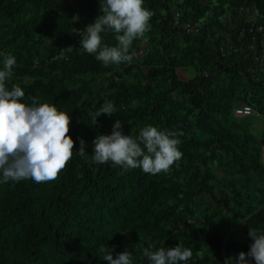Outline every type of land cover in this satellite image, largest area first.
<instances>
[{
    "label": "trees",
    "instance_id": "16d2710c",
    "mask_svg": "<svg viewBox=\"0 0 264 264\" xmlns=\"http://www.w3.org/2000/svg\"><path fill=\"white\" fill-rule=\"evenodd\" d=\"M104 3L0 0V70L16 58L6 87L68 113L74 141L57 179L0 183V264H108L101 246L151 264L144 249L177 245L193 252L181 264H235L249 229L264 231V137L253 126L264 121V0H144L154 15L133 61L107 67L79 33ZM115 35L106 28L102 44L116 46ZM106 101L116 111L94 124ZM242 103L254 113L236 115ZM117 119L133 138L148 125L182 131V158L155 175L92 162V141Z\"/></svg>",
    "mask_w": 264,
    "mask_h": 264
},
{
    "label": "clouds",
    "instance_id": "9594fccd",
    "mask_svg": "<svg viewBox=\"0 0 264 264\" xmlns=\"http://www.w3.org/2000/svg\"><path fill=\"white\" fill-rule=\"evenodd\" d=\"M144 0H105L100 5L101 15L79 32L80 46L88 54L107 67L110 64H130L135 53L129 54L133 41L144 37L150 30L149 21L154 13L146 9ZM114 32L116 46L102 44L101 33L105 29ZM73 51V46L64 48ZM0 70V183L19 182L31 179L36 183L53 181L64 170L73 155L74 141L68 135L70 116L59 111L52 103H37L35 98L30 104L22 102L25 96L20 86L13 84L11 89L6 82L13 75L16 58L8 54ZM133 108L137 106L132 102ZM116 108L113 102L106 101L96 112L91 113L94 124L97 117L105 114L113 116ZM182 131L158 130L148 125L141 129L139 136L133 138L123 134L120 120L112 126L110 135H99L92 141V162L122 166L125 169L141 168L145 173L168 172L170 167L182 158L178 146ZM79 139L77 154L85 156V141ZM146 150V151H145ZM248 235L253 243L249 251L240 252L235 264H264V231L249 229ZM103 259L108 264H132V254L123 251L113 258L114 249L101 246ZM144 256L151 264H181L190 260V248L177 245L172 248L161 247L156 251L144 249ZM246 256L251 258L246 259Z\"/></svg>",
    "mask_w": 264,
    "mask_h": 264
},
{
    "label": "rangeland",
    "instance_id": "374dc122",
    "mask_svg": "<svg viewBox=\"0 0 264 264\" xmlns=\"http://www.w3.org/2000/svg\"><path fill=\"white\" fill-rule=\"evenodd\" d=\"M177 74H178L180 79L187 80V79H189L190 77H192L194 75V71L192 69H190V68H188V69L178 68L177 69ZM148 79L150 80V75L149 74H148ZM254 124H257V126H258V124H260L262 127H264V121L262 119H260V118L255 119ZM255 132H256V134L258 133V135H262V132H261L260 128L256 129Z\"/></svg>",
    "mask_w": 264,
    "mask_h": 264
},
{
    "label": "built area",
    "instance_id": "2783aa9c",
    "mask_svg": "<svg viewBox=\"0 0 264 264\" xmlns=\"http://www.w3.org/2000/svg\"><path fill=\"white\" fill-rule=\"evenodd\" d=\"M79 32H82V31L79 30ZM254 111H255L254 108L250 104H247V103L239 104L234 108V113L236 115H250L254 113ZM262 116L264 117V114H262ZM261 163L264 165V145L262 146V149H261Z\"/></svg>",
    "mask_w": 264,
    "mask_h": 264
},
{
    "label": "crops",
    "instance_id": "0c3cea01",
    "mask_svg": "<svg viewBox=\"0 0 264 264\" xmlns=\"http://www.w3.org/2000/svg\"><path fill=\"white\" fill-rule=\"evenodd\" d=\"M253 126H254V131H256V129L260 128L261 132H262V136L264 137V127H262L260 124H258V126H259L258 127L257 124H254V123H253Z\"/></svg>",
    "mask_w": 264,
    "mask_h": 264
}]
</instances>
